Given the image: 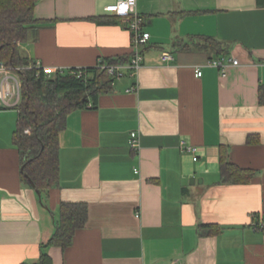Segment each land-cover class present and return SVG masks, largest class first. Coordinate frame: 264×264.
Segmentation results:
<instances>
[{
	"label": "crops",
	"instance_id": "obj_1",
	"mask_svg": "<svg viewBox=\"0 0 264 264\" xmlns=\"http://www.w3.org/2000/svg\"><path fill=\"white\" fill-rule=\"evenodd\" d=\"M118 1L39 0L40 24L23 55L66 70L131 59L124 21L100 24ZM135 11L151 36L143 66L136 77L115 79L95 108L68 116L59 184L49 193L39 196L22 180L13 142L19 112L0 109V264L37 263L62 203L86 204L89 218L68 249L45 251L53 264H264V228L256 226L264 221V7L137 0ZM208 38L240 61L226 77L208 66L216 59ZM166 52L173 59L164 63ZM183 143L197 148V161ZM222 148L254 173L249 183H222Z\"/></svg>",
	"mask_w": 264,
	"mask_h": 264
},
{
	"label": "trees",
	"instance_id": "obj_2",
	"mask_svg": "<svg viewBox=\"0 0 264 264\" xmlns=\"http://www.w3.org/2000/svg\"><path fill=\"white\" fill-rule=\"evenodd\" d=\"M38 2L39 0H0V63L14 67H26L30 64V60L22 53L21 45L33 38L35 29L40 24L35 17ZM258 5L264 7V0H258ZM118 20L123 19L113 15L101 19L100 24H116ZM205 40L204 47L209 48L211 53L214 52L216 59L225 57L226 50L222 43L211 38ZM129 60H107L106 63H124ZM80 71L83 72L81 77L73 75L71 71L55 76L42 75L40 78H36L35 72L31 70L20 72L23 84L22 102L13 142L20 153L22 180L41 195L49 193L59 184L60 135L67 128L68 116L90 106L95 108L99 96L108 92L115 81L98 67ZM253 176L252 171L242 170L230 163L225 149H221L222 183L245 184ZM88 218L86 204L62 203L56 232L43 249H68L76 232L86 227ZM201 231L218 233L220 228L202 226ZM45 251L34 264H53Z\"/></svg>",
	"mask_w": 264,
	"mask_h": 264
},
{
	"label": "built area",
	"instance_id": "obj_3",
	"mask_svg": "<svg viewBox=\"0 0 264 264\" xmlns=\"http://www.w3.org/2000/svg\"><path fill=\"white\" fill-rule=\"evenodd\" d=\"M136 5L137 0H119L117 3L106 7V12L123 19L132 34L133 54L128 62L113 64L100 61L97 66L101 70L106 71L114 79H121L127 75L130 77H136L143 66V51L150 43L151 36L143 29L145 20L142 16L136 13ZM172 59V54L167 52L162 54V61L164 63L169 62ZM240 65L238 59H226L224 57L211 59L208 62V66L217 69L222 77L228 75V71L231 67H239ZM23 70L34 71L36 78H40L42 75L55 76L71 71L73 75H77L78 77H81L83 74L80 69H74L77 71H73L66 70L63 67L45 66L41 61H31L26 67H14L7 65L6 63H0V109H14L19 111L22 102L23 88L20 72ZM195 75L198 78L203 76L201 68L195 70ZM132 90L134 91V89ZM28 133L30 132L28 131ZM130 147L135 151L140 148V139L137 133L131 134ZM181 149L183 152L194 155V161H197V157H195L197 153L196 147L183 143ZM256 226L259 229H263L264 221H259Z\"/></svg>",
	"mask_w": 264,
	"mask_h": 264
},
{
	"label": "water",
	"instance_id": "obj_4",
	"mask_svg": "<svg viewBox=\"0 0 264 264\" xmlns=\"http://www.w3.org/2000/svg\"><path fill=\"white\" fill-rule=\"evenodd\" d=\"M190 182H191V184H195L196 182H198V183H202V180L200 181V179H197V178H192L191 180H190ZM30 183H31V185L33 186V187H35V185H34V183L30 180ZM36 192L38 193V195L39 196H41V194L38 192V190H36Z\"/></svg>",
	"mask_w": 264,
	"mask_h": 264
},
{
	"label": "rangeland",
	"instance_id": "obj_5",
	"mask_svg": "<svg viewBox=\"0 0 264 264\" xmlns=\"http://www.w3.org/2000/svg\"><path fill=\"white\" fill-rule=\"evenodd\" d=\"M10 110L15 111L17 113V110H14V109H10Z\"/></svg>",
	"mask_w": 264,
	"mask_h": 264
}]
</instances>
